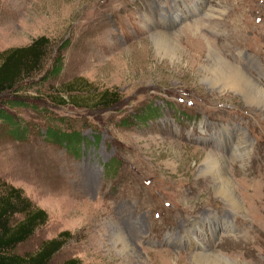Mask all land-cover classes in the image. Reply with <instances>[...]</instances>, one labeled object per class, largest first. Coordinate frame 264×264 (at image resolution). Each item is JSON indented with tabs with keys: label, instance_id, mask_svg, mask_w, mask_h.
<instances>
[{
	"label": "rangeland",
	"instance_id": "rangeland-1",
	"mask_svg": "<svg viewBox=\"0 0 264 264\" xmlns=\"http://www.w3.org/2000/svg\"><path fill=\"white\" fill-rule=\"evenodd\" d=\"M175 2L0 0V51L42 35L50 43L44 69L15 94L20 102L10 109L31 132L14 133L0 119V180L21 187L48 213L18 251H35L42 240L68 230L72 236L55 254L56 264L71 257L82 264H224L225 258L264 264V209L252 200L264 195L255 176L264 172V98L250 100L257 94L250 88L221 92L220 83L213 85L208 49L194 64L183 58L201 39L205 44L188 24L195 18L208 24V17L197 10L192 16L183 6L180 19L168 13L164 22L165 6ZM237 4V27L202 24L200 30L225 61L240 64L264 86V0L208 3L217 14ZM151 24L173 38L192 35L191 46L179 42L177 49ZM59 50L61 74L43 79ZM105 90L115 102H98ZM51 129L80 138L67 146L50 140ZM238 140L249 147L244 157L230 155ZM209 150L225 155L224 172L243 205L238 213L230 211L219 183L201 174ZM225 214L235 231L222 228ZM198 215L203 221L190 228ZM201 225L207 238L197 239ZM196 240L224 259L194 258L202 251Z\"/></svg>",
	"mask_w": 264,
	"mask_h": 264
},
{
	"label": "trees",
	"instance_id": "trees-1",
	"mask_svg": "<svg viewBox=\"0 0 264 264\" xmlns=\"http://www.w3.org/2000/svg\"><path fill=\"white\" fill-rule=\"evenodd\" d=\"M49 44L48 37L42 35L28 45L0 51V119L8 122L11 125L10 130L14 133L24 135L31 132L27 125L23 124V119L19 121L10 109L20 102L17 101L20 96L15 94L21 89L25 90L27 84H32L37 72L44 69L50 50ZM60 50L53 58L51 67L45 70L43 79L54 78L61 74L63 58ZM69 84L79 85L80 83L73 81ZM69 91L73 89L70 87L64 90L66 93ZM97 100L102 105H109L115 102L114 93L105 90ZM59 101L60 104H67L64 97H60ZM141 115L144 116V113L140 114V118H142ZM48 134L50 140L57 139L67 146L73 143V139L80 138L73 131L69 133L62 131L57 134V131L51 129ZM47 220L46 210L35 204L21 187L0 180V264H56L55 254L72 236L68 230L42 240L35 251L20 252L17 249L19 245L29 240L36 229L44 225ZM59 264H82V261L77 257H71Z\"/></svg>",
	"mask_w": 264,
	"mask_h": 264
},
{
	"label": "bare ground",
	"instance_id": "bare-ground-1",
	"mask_svg": "<svg viewBox=\"0 0 264 264\" xmlns=\"http://www.w3.org/2000/svg\"><path fill=\"white\" fill-rule=\"evenodd\" d=\"M185 1L186 0H176V2L174 4H172V5L169 4V5L165 6L166 11L163 12V15L161 16V20H164V22H166L167 18L169 17L167 15L168 13L169 14L173 13L176 20L180 19L182 16L181 9L183 6L186 8V11H188L192 16H195L196 10H197V13L203 12L204 16L208 17V20H207L208 24H203L201 21V18H195L193 20V22H190L188 25L191 29L195 30L194 34L197 35L196 37L199 38V37H201V35H202V37H204L203 42L205 44H201V42H202V39H201V41L198 42V44L195 45V47L191 48L190 46H191V42H192L193 38H191L192 35H190L189 33H187V34H189L188 36H184V38L180 39L179 37L173 38L171 36L172 34H170L168 31H163V30L157 31L153 24H151L150 27H148V28L150 30H153V32H156L160 37H163L165 40L173 42L177 49H179V46H180L179 42H181V44L184 47H186V50L189 49V47H190V49H192L191 53L190 52L188 54L184 53L183 58L189 59L190 61H192L191 64H194L197 61H199L200 58L202 57L203 53H204L203 51L208 49L209 50V52H208L209 53V59L211 61L208 60L207 63L210 64L209 67L212 68V70H214L215 75H216V79L214 80L216 82L213 83V85L220 83L221 85H220V87L219 86L218 87H219V90L221 92H223L226 87L237 88V89L239 88L240 90L250 88V89H253L255 92H257V94H252V95L249 94L250 100H255V98H256L255 96L264 98V86L261 85L240 64H233V63H229V62L225 61L224 58H222V56H220L218 54V52L215 51L214 47L210 44L209 37L204 36L203 32L200 30L202 24L206 28L212 27V25H214L216 27H220V26L237 27L240 24V19L237 16V14H238L237 12H239V10L241 8L240 7L241 3L239 5L237 4V7L232 6V8L227 13H225V11H224L220 14H217L216 12H210L211 10L215 11V9H213L212 6L208 5V3L210 1L213 2L214 0H196V2H192L191 4H189ZM223 1L226 3H230L231 0H223ZM144 16H145V14H144ZM141 20H142V18H141ZM243 143H244L243 141L241 142V140L240 141L238 140V142L236 143L237 145H236L234 151L232 153H230V155L235 154V156L238 155V157H244L245 155H247V153H248L247 148H249V147H247L246 142H245V144H243ZM240 146H241V148H240ZM224 156H225L224 154L218 155L213 150L207 151L205 164L202 166L200 171H201L202 175H205V174L210 175L219 183L217 188L224 195L226 200L228 201V203L230 205V211H232L233 213H238V211H240L241 209L243 210V205H242V202L240 200V197L237 194V186L234 185L232 179L229 176H227L224 172V163H225V161H227ZM243 173L248 178L249 185L252 183L251 184L252 189L256 190V184H255L254 177H250L251 172H249L248 170H245ZM257 175L259 176V179L261 177V179H262L261 183L264 185V183H263L264 172L263 173L262 172L257 173L255 176H257ZM243 192L248 194V191L247 192L243 191ZM252 198H253L252 200L254 201V203H253L254 207H260V209H264V195H262L260 197L253 196ZM215 208L217 209L218 207L215 206ZM215 208H213V209H215ZM213 209H205L202 212L203 213L205 212V214L208 217L210 216V219L212 220V219H215L217 217L215 213L211 215L212 211H209V210H213ZM206 212H208V213H206ZM199 213H200V211H198V214ZM222 217H227V219L224 220V221H226V224L223 223L222 228H224V229L229 228V229H231V231H235L237 229V224L234 221L230 222L228 220V214H225ZM196 218H197L196 220H192L190 222L191 223L189 226L190 228L192 226L195 227L197 224L199 225V223H201V221H203V218L200 217V215H198V217H196ZM235 218H237V217H235ZM190 230H192V229H190ZM201 230L204 231V227H202V225L200 228V232L198 233L200 236L198 234H196V236H197L196 238L198 239L200 237H205V236L207 238V234L206 235L204 234V236H203V232H201ZM214 231L215 230L211 231L210 234H214ZM191 234H192V232H191ZM169 239H170V241L173 239L172 235L169 236ZM202 240H204V239L202 238ZM196 241H198V240H196ZM124 242L125 241H123V243ZM198 242H200V241H198ZM201 245L202 246H200V247H201L202 251L196 253L195 255L193 254L194 258H197L200 260L207 259L208 261H211L212 263L217 262L218 260L224 259L223 256H221L217 252L207 250L208 248L207 247L205 248V246L208 245V243H206V241H204V243H201ZM225 260L226 261H224V264H231V261L229 259L225 258Z\"/></svg>",
	"mask_w": 264,
	"mask_h": 264
}]
</instances>
